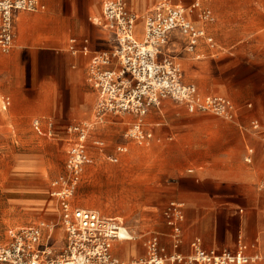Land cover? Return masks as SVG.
<instances>
[{
	"label": "crops",
	"instance_id": "0c3cea01",
	"mask_svg": "<svg viewBox=\"0 0 264 264\" xmlns=\"http://www.w3.org/2000/svg\"><path fill=\"white\" fill-rule=\"evenodd\" d=\"M162 1L131 0L130 10L138 18L139 14L148 13ZM168 1L185 6L191 0ZM223 1L237 0L204 3L214 13L212 24L204 25L197 13L190 15L193 24L204 27L213 38L212 46L202 40L193 53H188L186 38L173 31L165 54L177 59L184 71V81L196 85L201 95L227 97L238 110L243 109L240 112L245 117L264 120V0L253 1L260 2V9L251 4L245 5L243 10L238 7L225 10L218 3ZM40 2L45 7L43 11L16 15L13 47L8 53L0 51V93L3 99H9L6 108L12 104L11 118L17 121L37 118L38 132L42 131V122H47L49 127L55 123L67 128L92 119L97 93L88 83V67L95 53L114 46L107 30L94 20H87L96 14L101 18L102 0ZM139 27L143 28V22L138 26L136 23L135 33L140 39L142 30L139 31ZM73 38L77 40L75 47L79 50L87 40L89 51L72 52L70 40ZM186 60H205L218 75L209 82L201 79L195 82L186 75ZM187 113L189 115L182 116L180 127L174 131L176 142L165 152V159L178 169L192 167L174 183V198L183 204L181 243L177 249L173 248L172 230L162 223L158 225L156 235L160 245L168 253L176 251L182 255L192 252L191 244L195 240H200L203 249L235 251L241 238L248 245L249 253L264 256V189L255 185L264 166L261 141L243 138L241 126L216 124L198 116L201 114ZM110 117H106L107 121ZM115 117L121 119L120 122L123 117L122 123L126 121V125L133 120L130 116ZM107 121L101 124L102 128ZM260 124L264 133V124ZM146 126L149 129L147 123ZM225 132L233 133V142H227L220 135ZM93 133L94 130L92 136ZM118 146L127 148V144ZM248 146L255 149L250 162L245 161L249 155V151L246 152ZM213 147L224 151L213 155ZM95 152L103 153V150L91 147L93 157ZM117 249L123 250L124 254H117ZM141 253L142 247L134 241L113 244V254L119 256L120 261L138 260Z\"/></svg>",
	"mask_w": 264,
	"mask_h": 264
},
{
	"label": "built area",
	"instance_id": "2783aa9c",
	"mask_svg": "<svg viewBox=\"0 0 264 264\" xmlns=\"http://www.w3.org/2000/svg\"><path fill=\"white\" fill-rule=\"evenodd\" d=\"M207 1L191 0L184 6L163 0L144 16L142 41H138L134 38L138 18L127 11V0H102L101 20L95 23L111 34L114 46L95 53L88 67V83L97 93L94 122H79L66 128L69 146L66 175L54 180L50 190L57 202L58 222L42 220L10 231L8 241L0 243V264H125L113 254L115 242L131 240L123 221L73 203L76 187L85 169L94 161L88 142L93 131L91 125L103 124L109 115L130 116L133 120L128 124L125 138L136 145L149 146L154 135L147 129L145 117L166 100L184 106L192 114L209 113L228 121L238 118V107L231 99L201 95L196 85L184 81V71L177 59L165 54L173 31L186 38L188 53H193L202 40L213 45L206 29L196 27L190 19V15L197 13L204 25L215 22L214 13L204 4ZM44 9L40 0H0V51L8 53L13 47L18 13H37ZM87 42L84 40L79 50L73 38L70 49L74 53H87ZM8 105L9 99H4V108ZM34 124L38 126V122ZM251 129L260 132L262 125L254 120ZM93 146L99 150L104 148L102 141H95ZM116 149L117 154L127 152L125 146ZM252 152L250 149L246 162L251 161ZM164 214L172 230L173 248L177 249L184 217L182 204L171 202ZM58 227L65 247L60 253L54 247L60 243L56 238ZM145 247L147 258L127 264H264V256L249 253L248 245L241 238L235 251L203 249L200 240H195L188 255L176 251L167 253L156 235L147 239Z\"/></svg>",
	"mask_w": 264,
	"mask_h": 264
},
{
	"label": "rangeland",
	"instance_id": "374dc122",
	"mask_svg": "<svg viewBox=\"0 0 264 264\" xmlns=\"http://www.w3.org/2000/svg\"><path fill=\"white\" fill-rule=\"evenodd\" d=\"M253 1L255 0L218 3L222 4L221 7L225 10L230 7L243 10L245 5L251 4L260 9V2L256 4ZM130 3L131 0H127L126 9L134 14L130 10ZM97 8L100 10V4ZM146 13L139 14L137 26L143 22ZM94 16L87 20L93 22ZM184 69L186 75L195 82L200 79L209 82L212 77L218 75V71L208 66L205 60L198 62L186 60ZM2 96L0 93V243H5L12 230L42 220L53 224L58 222L57 202L50 195L51 183L66 175L65 160L69 146L65 126L58 127L53 123L49 127L47 122H42V131L38 132L33 124L37 118L29 121L12 119L10 112L12 104L4 108ZM242 110L239 108L238 118L234 121L209 113L198 116L209 118L216 124L221 122L237 128L241 126L243 138H256L264 147L263 130L254 132L251 129L252 121L258 120L264 124V120L245 117L240 112ZM150 111L147 118L145 117V122L154 135L149 146H137L128 141L125 133L129 125H126V121L120 122V119L113 115H109L111 116L109 121L105 119L108 123L104 128L101 125L98 129L95 128V134L90 136L88 142L90 148H93L95 141H102L103 153L95 152L93 164L85 169L74 193L76 207L95 209L103 216L117 217L123 221L130 234L135 237L134 242L142 247L138 260L147 258L145 243L150 236L157 235L158 225L162 223L167 225L164 214L167 207L171 202L180 203L174 198L176 194L174 183L192 168L185 166L178 169L165 159L167 147L176 142L174 131L181 125L179 120L182 116L189 115L185 108L169 100ZM94 120L92 116L91 121L81 123L89 124ZM157 130L162 132L158 133ZM220 135L225 137L227 142H233V133L225 132ZM119 144H127V152L119 157L118 162H112L109 158L118 155L116 148ZM250 149L252 147L248 146L246 152ZM253 150L255 153V149ZM221 151L224 150L213 147L211 154L218 155ZM259 174L261 177L255 185L262 189L264 166ZM262 177L263 180H260ZM60 230L61 227L56 230V238L60 234L58 238L60 243L54 245L57 253L65 248L61 242ZM51 242L53 244V240ZM116 253L123 255L124 251L117 249Z\"/></svg>",
	"mask_w": 264,
	"mask_h": 264
},
{
	"label": "bare ground",
	"instance_id": "6f19581e",
	"mask_svg": "<svg viewBox=\"0 0 264 264\" xmlns=\"http://www.w3.org/2000/svg\"><path fill=\"white\" fill-rule=\"evenodd\" d=\"M100 16H94L93 17V20L96 22V23H98L99 21H100ZM134 38H136L138 41H142V37L139 39V38H137V36H136V33L134 34ZM121 120V119H120ZM119 121V120H118ZM122 121H123V117H122ZM121 121V122H122ZM94 125V124H93ZM91 125L92 126V128H93V130H95V128H98L100 125ZM98 126V127H97ZM180 204H182V203H180ZM183 205V204H182ZM58 238H60V235H59V237ZM135 240V237L133 236V235H131V240L130 241H134ZM120 243L121 242H129V241H119ZM136 261H138V260H136V259H133V260H131V261H122L123 263H125V264H127V263H131V262H136Z\"/></svg>",
	"mask_w": 264,
	"mask_h": 264
}]
</instances>
